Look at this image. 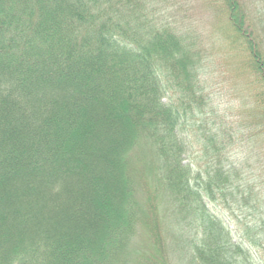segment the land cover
Wrapping results in <instances>:
<instances>
[{
  "label": "trees",
  "instance_id": "trees-1",
  "mask_svg": "<svg viewBox=\"0 0 264 264\" xmlns=\"http://www.w3.org/2000/svg\"><path fill=\"white\" fill-rule=\"evenodd\" d=\"M176 2L0 0V264H257L264 211ZM215 4L264 107V14ZM217 207L248 211L238 241Z\"/></svg>",
  "mask_w": 264,
  "mask_h": 264
},
{
  "label": "rangeland",
  "instance_id": "rangeland-1",
  "mask_svg": "<svg viewBox=\"0 0 264 264\" xmlns=\"http://www.w3.org/2000/svg\"><path fill=\"white\" fill-rule=\"evenodd\" d=\"M175 1L187 26L202 37L209 56L202 80L215 109L210 121L226 127L232 134L235 145L231 160L241 168L245 182L254 189L255 199L260 201L264 211V107L255 96L254 80L246 70L242 42L235 38L225 19L218 14L215 0ZM243 1L249 10L257 8L264 14V0ZM188 133L186 162L200 154L196 135L193 130ZM214 210L234 231L238 241L248 211L235 208L236 221L233 222L225 209L217 207ZM255 257L257 264H264V250H258Z\"/></svg>",
  "mask_w": 264,
  "mask_h": 264
}]
</instances>
